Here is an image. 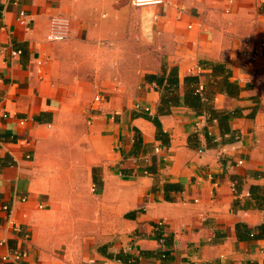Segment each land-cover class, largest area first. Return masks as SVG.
<instances>
[{
  "label": "crops",
  "instance_id": "0c3cea01",
  "mask_svg": "<svg viewBox=\"0 0 264 264\" xmlns=\"http://www.w3.org/2000/svg\"><path fill=\"white\" fill-rule=\"evenodd\" d=\"M262 42L264 0H0V264H264Z\"/></svg>",
  "mask_w": 264,
  "mask_h": 264
},
{
  "label": "trees",
  "instance_id": "16d2710c",
  "mask_svg": "<svg viewBox=\"0 0 264 264\" xmlns=\"http://www.w3.org/2000/svg\"><path fill=\"white\" fill-rule=\"evenodd\" d=\"M219 68H222V66H219ZM227 76V74H226ZM225 76V78H226ZM147 78L151 79V80H155V82L159 85L162 86V88L164 89V91H167L169 89L173 90V86H176V84L178 83L177 81V74H176V68L172 67L169 70L168 76L164 77V74L161 75H154L151 74L149 76H147ZM184 80L186 81V83L189 85V90H187L186 96H185V103L189 104L191 107L194 108H198L201 106V103H203L204 101L202 100L201 95L196 91V85H197V77L192 75V74H187L184 77ZM227 85V89L229 92L233 93L235 92V86L226 82ZM203 101V102H202ZM173 103V100L171 101ZM210 116L212 117L213 114H215V110L213 108H210ZM153 121V123L156 126V134L155 137L157 139H160L163 143L166 141V133L163 132L161 125L159 123V121L157 120V118L153 117L151 119ZM118 259L124 261V262H129L130 258L128 255H119L117 256Z\"/></svg>",
  "mask_w": 264,
  "mask_h": 264
},
{
  "label": "built area",
  "instance_id": "2783aa9c",
  "mask_svg": "<svg viewBox=\"0 0 264 264\" xmlns=\"http://www.w3.org/2000/svg\"><path fill=\"white\" fill-rule=\"evenodd\" d=\"M164 0H130V4L134 7H141V6H147V5H155V4H161ZM69 34V20L66 17L63 16H53L49 20V28H48V34L47 38L52 41H60L64 40L68 37ZM264 44V42H262ZM19 50H13V54L19 53ZM196 91L201 95L203 93V85L201 83H197L196 85ZM95 100H100L101 96L100 94L95 95ZM156 151L160 150V148L157 146L155 148ZM202 150V149H201ZM200 150V151H201ZM241 162V161H238ZM6 208V207H5ZM160 224V223H159ZM160 242L164 241V238H160ZM24 254L21 252H16L14 254V260L20 259ZM3 260H7L8 257L5 255L2 256ZM138 264V263H135Z\"/></svg>",
  "mask_w": 264,
  "mask_h": 264
}]
</instances>
